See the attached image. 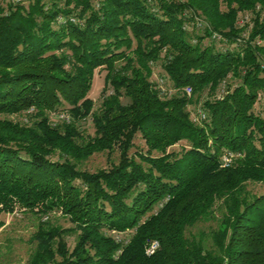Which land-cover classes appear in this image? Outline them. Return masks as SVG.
Masks as SVG:
<instances>
[{
	"label": "trees",
	"instance_id": "1",
	"mask_svg": "<svg viewBox=\"0 0 264 264\" xmlns=\"http://www.w3.org/2000/svg\"><path fill=\"white\" fill-rule=\"evenodd\" d=\"M247 11L250 33L236 24ZM154 64L168 89L151 81ZM100 68L107 73L95 106L89 93ZM230 77L237 82L217 98ZM205 92L206 118L196 123L188 106ZM262 97L264 0L0 7V216L16 206L61 210L75 225L72 250L65 229L40 226L28 264H264V193L249 190L264 185ZM58 113L70 121H54ZM89 117L94 135L82 128ZM137 135L147 151L132 154ZM183 141L181 152L168 151ZM116 151L109 169L81 168ZM226 154L234 155L228 167ZM218 209L208 248L187 232ZM112 231L132 235L118 241Z\"/></svg>",
	"mask_w": 264,
	"mask_h": 264
},
{
	"label": "rangeland",
	"instance_id": "2",
	"mask_svg": "<svg viewBox=\"0 0 264 264\" xmlns=\"http://www.w3.org/2000/svg\"><path fill=\"white\" fill-rule=\"evenodd\" d=\"M253 11H247L240 13L237 27L242 30V32L250 33L253 28ZM196 26L204 27L207 26L206 22L199 19L196 21ZM189 27V26H187ZM154 74L151 81L160 83L164 88L168 89L170 82L166 79L165 73L159 64H154L153 66ZM107 71L105 68H100L96 70L93 78V84L89 93V97L94 100L95 106H97L102 98L104 79ZM163 78V83L161 82ZM237 80L234 78H229L227 81L223 82L219 87V92L217 98H220L225 90L229 86H234ZM189 98L192 94H186ZM209 98L208 92H205L201 100L197 104H192L188 106V110L191 113V117L194 122L198 123L201 113H205L204 101ZM264 104V98L257 103L256 112L262 110ZM61 116L59 114L53 116L54 121H60ZM17 120L19 118H16ZM24 122L25 118H24ZM82 128H85L87 133L94 135V127L92 124V119L89 117L82 124ZM187 143L185 141L169 148V152H181L183 148H186ZM147 151V146L141 135H137L135 139V147L131 150L133 154L135 151ZM229 154H226L227 156ZM119 152L116 151L110 156L108 153H99L93 155L89 160L82 164L81 168L90 172H96L99 169H109L112 165L119 163ZM254 194L259 195L264 193V185L252 183L249 186ZM222 210L218 209L217 213L210 217L208 220L199 222L193 228H190L187 232L188 235H194L196 237L204 236V242L206 247L214 248L212 243V232L217 229L218 222L222 217ZM0 219L5 223L4 227L0 229V264H28L31 254L33 253L36 244L31 241L33 234L38 231L40 226H50L60 227L65 229L67 232L64 233L63 238L67 242L70 250L73 249L78 240V232L75 229V225L70 221V217L64 215L61 210H55L47 214H34L28 210L20 209L16 206L13 213H2ZM114 236L118 241L126 240L132 235V231L126 233H116L114 231L108 232ZM60 261V260H59Z\"/></svg>",
	"mask_w": 264,
	"mask_h": 264
},
{
	"label": "built area",
	"instance_id": "3",
	"mask_svg": "<svg viewBox=\"0 0 264 264\" xmlns=\"http://www.w3.org/2000/svg\"><path fill=\"white\" fill-rule=\"evenodd\" d=\"M27 2H28V0H0V7H7L8 4L17 6V5L26 4ZM64 21H65L64 17H61V16L58 17V20H57L58 23H62ZM161 82H163V80H161ZM186 93L189 94V95L192 94V88L191 87L186 88ZM58 114L61 116V118H59L57 116V118L59 120L66 121V122L70 121L69 116H67L66 114H64V113H58ZM205 118H206V114L205 113H201L200 119H205ZM233 158H234V155H232V154L224 156V158H223L224 167L230 166V164L233 161ZM158 247H159L158 242H156V241L153 242L150 245L149 249L147 250V254L152 255L157 250Z\"/></svg>",
	"mask_w": 264,
	"mask_h": 264
}]
</instances>
